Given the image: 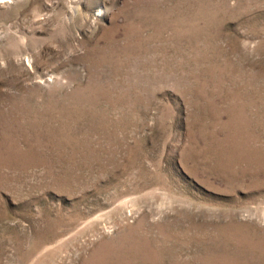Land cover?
Listing matches in <instances>:
<instances>
[{"label":"rangeland","instance_id":"obj_1","mask_svg":"<svg viewBox=\"0 0 264 264\" xmlns=\"http://www.w3.org/2000/svg\"><path fill=\"white\" fill-rule=\"evenodd\" d=\"M0 264H264V0H0Z\"/></svg>","mask_w":264,"mask_h":264}]
</instances>
